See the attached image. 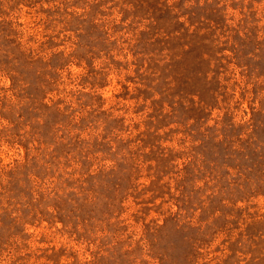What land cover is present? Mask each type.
I'll list each match as a JSON object with an SVG mask.
<instances>
[{
	"label": "rangeland",
	"instance_id": "rangeland-1",
	"mask_svg": "<svg viewBox=\"0 0 264 264\" xmlns=\"http://www.w3.org/2000/svg\"><path fill=\"white\" fill-rule=\"evenodd\" d=\"M206 6L0 0V264H264V0Z\"/></svg>",
	"mask_w": 264,
	"mask_h": 264
},
{
	"label": "trees",
	"instance_id": "trees-1",
	"mask_svg": "<svg viewBox=\"0 0 264 264\" xmlns=\"http://www.w3.org/2000/svg\"><path fill=\"white\" fill-rule=\"evenodd\" d=\"M209 1L210 0H197V4L200 5V7H203L206 9V7H207L206 5H208ZM201 2L203 4H201ZM194 14H196V13H194ZM200 18L201 19L199 21V23H200L199 26H198V24H196L197 22H193V24H196V28L194 29L193 32H191V33L189 32V27L185 28L187 31V36H188V38H187L188 42L186 43V45H188V47L185 49H182L181 52L176 53V55L179 57V59L181 61L186 60L185 57H186L187 51L192 50L193 46L196 42H198L199 46H201V47H206L208 45L207 40L213 42V39H211L210 36L207 35V33L200 36V33H201L204 25L206 26V28L208 30L211 28H215V25L211 24V20H213V19H211V16H209V15L207 17H205L204 15H200ZM217 23H220V22L217 21ZM180 35H182V33L179 34V38H183V36H180ZM198 36L201 39L200 42H199V40H197ZM202 55H204V57H203L204 59H206L205 58L206 56H207V58L209 57V59H210L209 61L211 63V61L213 60V58L215 56V51L214 50L209 51L208 49H204V50H202V52L200 53V55L198 57H201ZM218 59H221V57L216 58V60H218ZM208 72L209 71H207V70L206 71L205 70H199L198 71V74H202L201 77L204 79V84L202 85L201 89H205L209 85L208 90H210L211 93H213L211 85H212V82L215 81V76L208 78V76H207Z\"/></svg>",
	"mask_w": 264,
	"mask_h": 264
}]
</instances>
